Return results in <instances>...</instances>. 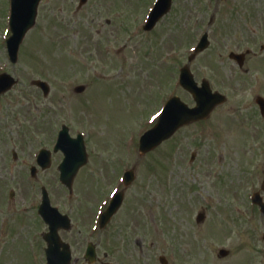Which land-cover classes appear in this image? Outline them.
Returning a JSON list of instances; mask_svg holds the SVG:
<instances>
[{
    "label": "rangeland",
    "instance_id": "374dc122",
    "mask_svg": "<svg viewBox=\"0 0 264 264\" xmlns=\"http://www.w3.org/2000/svg\"><path fill=\"white\" fill-rule=\"evenodd\" d=\"M150 1L88 0L80 8V0H42L36 27L12 65L5 44L10 0H0V72L19 78L0 98V264H45L40 190L22 159L13 164L12 150L28 160L32 150L52 144L63 124L72 133L90 132L91 165L78 174L72 195L57 165L37 184L47 185L52 203L72 218L62 238L73 264H88L91 241L111 264H160L161 255L170 264H264V216L251 202L256 191L264 196V118L255 101L264 97V0H174V12L153 31H136L132 19ZM115 11L120 18L106 24ZM207 26L211 44L191 68L228 101L141 158L138 141L149 115L173 94L194 103L178 72ZM248 49L241 69L230 52ZM35 79L50 83L49 97L32 86ZM80 84L87 88L76 94ZM120 161L136 168V179L118 215L92 234L98 203L120 182ZM199 212L206 215L202 223ZM220 248L230 256L220 259Z\"/></svg>",
    "mask_w": 264,
    "mask_h": 264
},
{
    "label": "water",
    "instance_id": "95a60500",
    "mask_svg": "<svg viewBox=\"0 0 264 264\" xmlns=\"http://www.w3.org/2000/svg\"><path fill=\"white\" fill-rule=\"evenodd\" d=\"M40 0H12V18H11V27L13 31V36L9 40V48L13 60H16L18 54V48L21 44L26 32L30 27L35 23V17L37 13V5ZM206 44V42H205ZM204 44V45H205ZM236 58L240 65L243 64V55H232ZM186 73L183 75L182 85L194 94V97L199 102V108L197 109H188L183 103L180 102L178 98L172 100L164 115L161 117L160 124L148 132L146 137L150 136L155 142L143 145V151L149 150L155 145L161 143L164 139L170 137L178 128L185 124H189L196 120H201L207 118L211 111L216 107V105L223 103L226 99L220 94H214L212 97L208 95V98L202 99L198 94L204 93L209 94L210 88L207 82L203 85V90H196V85L191 81L192 77L187 69L184 70ZM212 102L208 103V101ZM259 104L262 107L264 114V100L258 99ZM174 109H177L178 114ZM148 140V139H147ZM82 151L85 152V149L81 147ZM72 183V179L69 180L68 184ZM258 203H261V200H257ZM262 204V203H261ZM263 208L264 205L262 204ZM40 213L43 215L44 219L48 224H50L51 233L45 235V239L49 242L48 249V260L49 264H70L71 262V251L69 245L62 242L58 236V231L60 228H70V220L66 216H61L57 210L44 208L41 209ZM203 219V215L200 216V220ZM226 251L222 250L221 255H226ZM87 259L90 263L95 262L96 252L94 246L89 249Z\"/></svg>",
    "mask_w": 264,
    "mask_h": 264
},
{
    "label": "flooded vegetation",
    "instance_id": "af4514ba",
    "mask_svg": "<svg viewBox=\"0 0 264 264\" xmlns=\"http://www.w3.org/2000/svg\"><path fill=\"white\" fill-rule=\"evenodd\" d=\"M42 147H44V146L42 145ZM59 154L60 153L55 154V158ZM38 155H39L38 150L36 151V149H34V150H32L31 154L28 156L29 168H30V170H32L34 172L35 176H39L40 174H42V172L43 173H46V172L48 173L51 170V167L47 168V169H44V166L46 165V161L44 160L42 162V160H40L38 158ZM17 159H18V161H20V159H22V158L21 157L19 158V156H18ZM22 163H23V161H22ZM35 181L36 182L39 181L38 177L35 178Z\"/></svg>",
    "mask_w": 264,
    "mask_h": 264
}]
</instances>
